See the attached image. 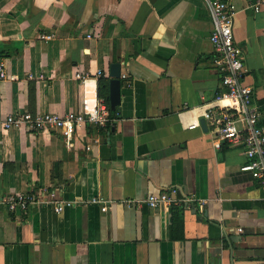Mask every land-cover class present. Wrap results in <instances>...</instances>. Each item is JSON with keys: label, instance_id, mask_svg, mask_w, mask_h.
Segmentation results:
<instances>
[{"label": "crops", "instance_id": "crops-1", "mask_svg": "<svg viewBox=\"0 0 264 264\" xmlns=\"http://www.w3.org/2000/svg\"><path fill=\"white\" fill-rule=\"evenodd\" d=\"M209 1L0 0L1 119L92 108L112 64L121 81L104 127L82 125L71 140L0 130V197L45 192L73 203L60 214L0 210V264H264V193L241 171L242 146L214 148L219 122L205 119H218L224 91ZM229 1L264 126V9ZM163 192L195 201L124 204Z\"/></svg>", "mask_w": 264, "mask_h": 264}, {"label": "built area", "instance_id": "built-area-1", "mask_svg": "<svg viewBox=\"0 0 264 264\" xmlns=\"http://www.w3.org/2000/svg\"><path fill=\"white\" fill-rule=\"evenodd\" d=\"M209 14L213 30L209 42L213 50V64L218 70L220 84L223 92L217 97L216 103L219 109L218 119L215 120L211 113L205 114V119L212 123L219 122L214 131V148L217 150L223 144L230 146L240 145L247 163L242 166V172L250 173L258 182L264 193V126L262 125V112L253 98L251 87L244 85L246 70L242 62V50L234 39L233 26L237 10L229 0H210L208 2ZM255 13L264 9V0H255L250 6ZM54 35L44 34L40 40L47 42ZM90 39V36H88ZM4 72L0 78H4ZM77 79L84 81L80 75ZM108 110L100 101L94 107L82 104L77 112H69L64 115L55 113L31 114L29 112L10 114L0 118V130L9 132L12 130L28 133L53 132L61 138L71 140L77 128L88 124L104 127L107 123ZM239 120L243 126H239ZM194 128V125L189 126ZM40 192L34 194H10L0 197V210L9 214L26 213L31 206L53 205L56 214L62 213L66 208L73 206L72 202H54L53 194ZM191 197L175 199L171 193L163 192L153 194L143 200H127L124 204L130 206H146L152 210L172 208L174 206H186L194 203ZM93 204H104L101 199L92 200ZM108 206H103L101 212H107ZM241 233L242 231L239 230Z\"/></svg>", "mask_w": 264, "mask_h": 264}, {"label": "water", "instance_id": "water-1", "mask_svg": "<svg viewBox=\"0 0 264 264\" xmlns=\"http://www.w3.org/2000/svg\"><path fill=\"white\" fill-rule=\"evenodd\" d=\"M109 76L111 78L109 82V105L111 111H115L121 103V81H120V65L112 64L110 66ZM201 126L205 124L202 122Z\"/></svg>", "mask_w": 264, "mask_h": 264}, {"label": "trees", "instance_id": "trees-1", "mask_svg": "<svg viewBox=\"0 0 264 264\" xmlns=\"http://www.w3.org/2000/svg\"><path fill=\"white\" fill-rule=\"evenodd\" d=\"M108 86H109L108 81L106 79L101 78L98 86V97L107 107L109 105Z\"/></svg>", "mask_w": 264, "mask_h": 264}, {"label": "rangeland", "instance_id": "rangeland-1", "mask_svg": "<svg viewBox=\"0 0 264 264\" xmlns=\"http://www.w3.org/2000/svg\"><path fill=\"white\" fill-rule=\"evenodd\" d=\"M244 85H247L245 82L243 83Z\"/></svg>", "mask_w": 264, "mask_h": 264}]
</instances>
